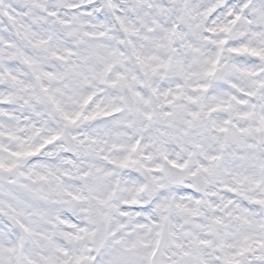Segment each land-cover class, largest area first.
<instances>
[{
  "label": "snow or ice",
  "instance_id": "snow-or-ice-1",
  "mask_svg": "<svg viewBox=\"0 0 264 264\" xmlns=\"http://www.w3.org/2000/svg\"><path fill=\"white\" fill-rule=\"evenodd\" d=\"M0 264H264V0H0Z\"/></svg>",
  "mask_w": 264,
  "mask_h": 264
}]
</instances>
